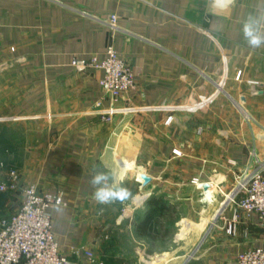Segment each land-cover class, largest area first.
Wrapping results in <instances>:
<instances>
[{
	"label": "crops",
	"instance_id": "crops-1",
	"mask_svg": "<svg viewBox=\"0 0 264 264\" xmlns=\"http://www.w3.org/2000/svg\"><path fill=\"white\" fill-rule=\"evenodd\" d=\"M250 14L264 15V0L228 8L215 0H0V164L20 172L22 187L62 192L49 213L71 264H92L88 252L93 264H126L128 243L179 244L181 224L187 246L160 251L162 264H233L264 246L258 217L236 212L225 196L253 152L264 162V46L243 39ZM110 45L137 86L116 103L136 110L108 123L94 110L103 70L73 62L104 59ZM94 166L113 173L129 199L98 204ZM155 210L158 233L141 235L138 225Z\"/></svg>",
	"mask_w": 264,
	"mask_h": 264
},
{
	"label": "built area",
	"instance_id": "built-area-1",
	"mask_svg": "<svg viewBox=\"0 0 264 264\" xmlns=\"http://www.w3.org/2000/svg\"><path fill=\"white\" fill-rule=\"evenodd\" d=\"M118 19V15L111 14V29L117 28ZM73 64L103 70L101 85L104 95L94 104V110L103 121L110 123L116 115L136 110L130 106L116 107L124 94L136 88L137 80L132 66L113 45L108 46L104 59L97 56L75 58ZM240 76L241 72L237 78ZM108 101L110 104L106 106ZM171 121L170 116L167 122ZM174 153L180 155L177 150ZM193 181L199 182L198 179ZM21 186V175L16 169L10 170L7 181L0 185L2 192L21 190L24 196L22 206L16 213L0 218V264H71L60 252L49 213L51 207L63 203L62 192H42L36 184L25 188ZM200 186L203 187V183ZM221 192L225 195L223 190ZM225 196L228 203L236 205V212L243 210L247 214H255L264 235V162L258 160L255 152L244 169L235 175L231 192ZM88 257L92 264L97 261L91 252H88ZM233 264H264V246L245 250Z\"/></svg>",
	"mask_w": 264,
	"mask_h": 264
},
{
	"label": "clouds",
	"instance_id": "clouds-1",
	"mask_svg": "<svg viewBox=\"0 0 264 264\" xmlns=\"http://www.w3.org/2000/svg\"><path fill=\"white\" fill-rule=\"evenodd\" d=\"M236 0H215L219 8L234 6ZM244 41L253 49L264 46V15L250 14L241 26ZM90 185L94 188L92 198L101 205H111L115 202H124L130 197L128 188L115 182L111 172L97 170L93 167Z\"/></svg>",
	"mask_w": 264,
	"mask_h": 264
},
{
	"label": "rangeland",
	"instance_id": "rangeland-1",
	"mask_svg": "<svg viewBox=\"0 0 264 264\" xmlns=\"http://www.w3.org/2000/svg\"><path fill=\"white\" fill-rule=\"evenodd\" d=\"M12 169L14 168H10L6 164H3V163L0 164V171H7V173L9 174L10 170ZM6 181L7 180L2 181L0 179V185ZM23 198L24 196L21 190L17 192L0 191V218L9 217L12 214L16 213L22 206ZM180 228H181V231H180L181 241H179V244L178 243L173 244L167 239H162L160 241H154V243L151 242V243H144V244L138 243L137 244L133 242L131 245L128 243L129 245L127 244L126 247L127 248L132 247V250H134V254H133L134 256L132 257V259H127L125 261L126 264H160V263L162 264L164 262V258H163L164 254L161 253L162 250L170 249L172 246L177 247L176 249L184 250V247H186L187 245L186 243L183 242V240H184V237L189 234V231H188L189 227L181 224ZM137 248L138 249L146 248V251L148 252L147 256H145L144 258H140L139 257L140 254L138 255L135 253Z\"/></svg>",
	"mask_w": 264,
	"mask_h": 264
},
{
	"label": "trees",
	"instance_id": "trees-1",
	"mask_svg": "<svg viewBox=\"0 0 264 264\" xmlns=\"http://www.w3.org/2000/svg\"><path fill=\"white\" fill-rule=\"evenodd\" d=\"M164 201L159 198H152L150 200V204L154 205L157 210V207L164 208ZM152 213V215L148 216L142 223L138 225V231L141 235L148 236V237H155V234L158 233V219H157V212ZM161 213V212H160Z\"/></svg>",
	"mask_w": 264,
	"mask_h": 264
},
{
	"label": "water",
	"instance_id": "water-1",
	"mask_svg": "<svg viewBox=\"0 0 264 264\" xmlns=\"http://www.w3.org/2000/svg\"><path fill=\"white\" fill-rule=\"evenodd\" d=\"M141 179H142V181H143V185H144V186H146V185L151 181V178H150L149 176L145 175V174L141 176ZM210 187H211V186H210L209 183H205V184H203V188H204L205 190H209Z\"/></svg>",
	"mask_w": 264,
	"mask_h": 264
}]
</instances>
